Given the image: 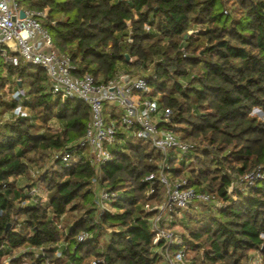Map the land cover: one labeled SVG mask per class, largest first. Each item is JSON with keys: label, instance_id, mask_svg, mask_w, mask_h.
I'll return each instance as SVG.
<instances>
[{"label": "trees", "instance_id": "1", "mask_svg": "<svg viewBox=\"0 0 264 264\" xmlns=\"http://www.w3.org/2000/svg\"><path fill=\"white\" fill-rule=\"evenodd\" d=\"M18 2L47 12L43 25L71 57L76 74L89 72L105 83L123 66L130 75H144L150 97L171 110L165 125L192 149L184 158L171 151L167 171L187 177L189 186L222 204L187 214L188 232L182 236L194 262L248 264L255 250L264 255V118L252 113L255 107L264 112V0ZM192 29L195 34H189ZM6 66L7 74L0 60V115L18 104L5 98L7 87L18 83L15 77L31 114L0 122V264L9 257L10 264L32 259L27 248H42L53 264L98 258L101 264H157L162 258L153 243V211L145 207L165 197L161 156L150 142L133 143L119 132L101 179L117 196L98 215L91 182L96 168L88 148L74 144L86 132L90 106L79 98L55 97L39 65L21 60ZM70 144L75 162L53 157ZM47 161L50 166L35 179L18 184L19 177L30 176V163L43 167ZM247 174L252 184L243 180L232 197L233 180ZM151 186L155 192L149 194ZM34 187L40 194L30 193ZM81 231L90 237L79 241ZM62 241L67 245L57 256L55 245Z\"/></svg>", "mask_w": 264, "mask_h": 264}, {"label": "built area", "instance_id": "2", "mask_svg": "<svg viewBox=\"0 0 264 264\" xmlns=\"http://www.w3.org/2000/svg\"><path fill=\"white\" fill-rule=\"evenodd\" d=\"M21 10L25 16L21 17ZM45 10H37L20 4L18 0H0V60L4 62V73L7 66H16L22 60L26 63L41 66L47 74L51 93L63 100L79 98L90 106V119L85 134L74 144L87 147L91 155V163L96 168L92 177L93 203L98 215L110 209L111 202L117 192L101 184L102 166L112 159L111 146L121 132L133 138H140L151 143L161 156L159 161V181L164 185V200L158 204H146V210L153 211L150 218L154 233L153 243L165 264H197L194 262V251L184 242L179 227L185 226L187 214L199 205L209 204L212 208L221 206L214 194L198 192L188 185L187 177H172L167 171L171 151H176L179 158L191 153L192 145L165 124L171 122L172 112L166 110L158 100L150 97L151 86L144 75H130L120 71L105 83H97L94 76L86 72L78 75L71 57L61 52L54 44L51 33L43 25L46 18ZM149 29V27H146ZM192 29L189 34L196 32ZM14 86L7 90L6 99L16 100L18 104L10 111L0 115V122L11 118L28 117L30 108L23 103L26 90L21 79L15 77ZM113 104L108 111V103ZM118 113V115H117ZM72 144L54 154L66 164L76 161L70 151ZM152 176L149 177V179ZM247 180L253 182V175L234 179L228 193L235 197L234 189ZM155 192V187L149 188V194ZM33 195L40 194V188H31ZM60 226V225H59ZM186 233V232H185ZM90 237L89 232L81 231L79 241ZM67 242L55 245L56 255L60 256ZM33 253L32 259H24L21 264H53L44 258L43 249L27 248ZM26 249L22 250V252ZM17 255V254H16ZM43 259L38 262V258ZM12 257L6 258L10 264ZM102 258L93 259L90 264H101ZM4 263V264H5ZM248 264H264L261 249L251 253Z\"/></svg>", "mask_w": 264, "mask_h": 264}, {"label": "rangeland", "instance_id": "3", "mask_svg": "<svg viewBox=\"0 0 264 264\" xmlns=\"http://www.w3.org/2000/svg\"><path fill=\"white\" fill-rule=\"evenodd\" d=\"M227 11L230 12V8H228ZM193 34H195V33H193ZM121 68H122L121 71H124V72L126 71V70H124L123 66H121ZM47 88H48V90H51L49 82L47 83ZM107 105H108V111L112 110L113 104H111L109 102ZM252 113L257 115V116H259L260 118H264V112L258 107H255L253 109ZM51 124L54 127L60 128V123L57 122L56 120H52ZM139 140H141V139L140 138H134L133 139V143L138 142ZM42 166L43 167H41V165L36 164L35 162L30 163V176H28V177L27 176L19 177L18 178V184L21 185V186H24V185L28 184L29 182H31L32 181V177L34 178V177L37 176L38 170H43L46 166L47 167L50 166L49 161H47V163L43 164ZM41 193H42L43 200L46 201L47 200L46 192L43 189H41ZM199 208L203 209L204 211H207V210H209L211 208V206L209 204H202V205L200 204ZM193 212H194V210H193ZM179 232L182 233V234L185 233V232L187 233L188 229L185 226H181V227H179ZM101 239H102V242H105V236L104 235L102 236ZM5 260H4V263H5ZM157 264H163V260L160 259V261H158Z\"/></svg>", "mask_w": 264, "mask_h": 264}, {"label": "water", "instance_id": "4", "mask_svg": "<svg viewBox=\"0 0 264 264\" xmlns=\"http://www.w3.org/2000/svg\"><path fill=\"white\" fill-rule=\"evenodd\" d=\"M20 15H21V17H24L25 16V11L24 10H21ZM126 58L129 59V55L128 54H126Z\"/></svg>", "mask_w": 264, "mask_h": 264}]
</instances>
